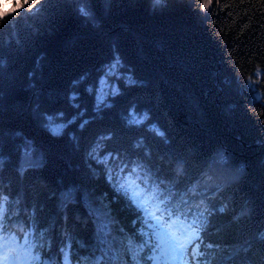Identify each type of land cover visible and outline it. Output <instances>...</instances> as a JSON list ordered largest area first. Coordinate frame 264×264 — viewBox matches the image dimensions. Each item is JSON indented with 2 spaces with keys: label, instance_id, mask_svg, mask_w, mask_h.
I'll return each mask as SVG.
<instances>
[{
  "label": "trees",
  "instance_id": "obj_1",
  "mask_svg": "<svg viewBox=\"0 0 264 264\" xmlns=\"http://www.w3.org/2000/svg\"><path fill=\"white\" fill-rule=\"evenodd\" d=\"M79 1L0 0V237L12 255L153 264L148 196L133 194L158 185L180 220H197L212 264H264V0H209L208 13L203 0H83L93 19ZM114 60L122 76L97 103ZM102 225L123 247L98 242Z\"/></svg>",
  "mask_w": 264,
  "mask_h": 264
},
{
  "label": "snow or ice",
  "instance_id": "obj_2",
  "mask_svg": "<svg viewBox=\"0 0 264 264\" xmlns=\"http://www.w3.org/2000/svg\"><path fill=\"white\" fill-rule=\"evenodd\" d=\"M157 3L161 0H156ZM82 15H89L87 11L81 9ZM159 134V133H157ZM135 171V169L133 170ZM133 185L136 184L135 180L131 181ZM124 185H121L123 188ZM139 189V185H136ZM154 190L149 192L147 188L143 190H138L134 192V196L141 198L147 194V199L140 200V208L148 213V217L156 222L162 228L166 229V237L168 242V251L162 257H150L153 261V264H190V261L186 259L189 253H191V259L196 262V264H212V255L207 251L201 252L200 248L202 247V241L200 239L201 228L198 226L197 220H193L191 224H185L184 221L180 220V217L176 215V212L168 205V200H161L159 195V186H153ZM132 199V197H129ZM151 200L158 201V204L155 208V211H149L147 204ZM7 203V198L0 196V229L3 228V220L5 214V204ZM159 213V215H157ZM203 216V213H201ZM167 217V219H165ZM173 217H175L173 219ZM178 226V227H177ZM141 235H143L141 233ZM98 240L99 243L107 244L109 243V238H111L112 245L120 243L123 247V241H117L115 237H112L111 231L106 225H102L98 230ZM3 238L0 237V240ZM132 241H128V246L131 247ZM148 246L147 243L141 245V247ZM4 247V243H0V248ZM211 247L210 245L208 246ZM63 252V250H62ZM37 259V258H34ZM65 259L66 255H65ZM0 264H9L8 256L0 257ZM82 264H101L99 259H90L88 257L83 258ZM104 264H120L119 257H110L108 261H105Z\"/></svg>",
  "mask_w": 264,
  "mask_h": 264
},
{
  "label": "rangeland",
  "instance_id": "obj_3",
  "mask_svg": "<svg viewBox=\"0 0 264 264\" xmlns=\"http://www.w3.org/2000/svg\"><path fill=\"white\" fill-rule=\"evenodd\" d=\"M152 3L155 4L157 2H156V0H153ZM7 4H8L7 2L4 3L3 7L0 9L1 15L4 13V10H5L4 7H6ZM210 6H211V1L203 0L202 11L205 13H208ZM81 9H84L85 11H87L89 13V15L85 16L86 18L93 19L90 10L87 8V6L83 2V0L79 1L78 5H77V10L80 13H81ZM118 66H119L118 60L112 61L110 63V65L107 66L99 74L98 78L96 79V81H95V97L97 99V103L104 102L106 100V98L109 96V94L113 93L116 90V88H117V77L122 76L121 71L118 70ZM247 84L252 89L255 87V81L249 80L247 82ZM60 127H61L60 125L54 126L55 129H59ZM224 162H225V159L221 158V163L215 164L216 168L223 166ZM155 226H159V225H157L156 222L154 221V225L152 226V228L151 227L148 228V230H149L150 234L156 235V237L159 240L158 253L156 254L155 257H162L165 254H167V251H168L166 229L160 228L161 230H159L158 232H153V227H155ZM0 243H4V247L0 248V257L5 256V255L8 256L9 264H25V261L27 259V256H26L27 254H25L24 252H20V253H17V255H12L13 251L17 247L15 248V246L12 245V248L9 249V246L5 240H0Z\"/></svg>",
  "mask_w": 264,
  "mask_h": 264
},
{
  "label": "water",
  "instance_id": "obj_4",
  "mask_svg": "<svg viewBox=\"0 0 264 264\" xmlns=\"http://www.w3.org/2000/svg\"><path fill=\"white\" fill-rule=\"evenodd\" d=\"M123 79H125V78H123Z\"/></svg>",
  "mask_w": 264,
  "mask_h": 264
}]
</instances>
